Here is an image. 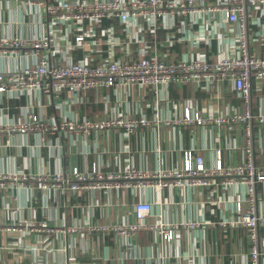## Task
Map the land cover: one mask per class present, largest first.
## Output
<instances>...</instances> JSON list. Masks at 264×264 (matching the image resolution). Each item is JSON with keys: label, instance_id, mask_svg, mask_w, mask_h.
Here are the masks:
<instances>
[{"label": "crops", "instance_id": "obj_1", "mask_svg": "<svg viewBox=\"0 0 264 264\" xmlns=\"http://www.w3.org/2000/svg\"><path fill=\"white\" fill-rule=\"evenodd\" d=\"M55 0H0V40L49 38L45 50L53 63L93 58L131 60L156 55L161 60L204 59L215 62L236 53L237 28L221 12L187 17L167 16L156 34L135 20L127 25L104 20L101 26L85 24L84 49L75 40L79 32L54 24L46 5ZM212 0H207L211 5ZM248 13L250 50L264 56V6ZM112 27V33L104 32ZM173 37V38H172ZM33 49L0 50V71L20 70L37 64ZM243 102L231 84L222 97L206 83L172 84L163 88L157 102L148 89L134 85L117 88L64 91L44 89L22 94L0 93V125L21 122L30 114L46 120L90 118H145L148 126L128 135L124 129L77 136L55 134H0V174L68 176L74 168L90 170L96 164L104 173H122L130 167L156 173L182 169L186 151L204 158L207 166L222 152L225 166L244 159L246 136L240 127L167 126L166 119L182 116L186 108L203 114H229L242 110ZM253 111L264 114V88L253 92ZM157 113L161 121L155 124ZM254 159L264 168V125L253 124ZM214 178L209 187L168 185L112 190L41 188L37 183L9 182L0 188V263L16 264H250L248 231L235 227L236 204L248 209L247 185L223 184ZM257 212L264 216V183L256 187ZM149 203L152 213L143 225L174 228L172 240L158 229L120 236L95 231L101 226L137 222L135 206ZM189 223L199 224L191 228ZM225 223V224H224ZM47 224L46 228L41 225ZM176 226V227H175ZM12 227L16 229L13 230ZM264 237V228H260ZM264 264V254L261 256Z\"/></svg>", "mask_w": 264, "mask_h": 264}, {"label": "built area", "instance_id": "obj_2", "mask_svg": "<svg viewBox=\"0 0 264 264\" xmlns=\"http://www.w3.org/2000/svg\"><path fill=\"white\" fill-rule=\"evenodd\" d=\"M46 5L48 16L52 23L66 25L79 32L75 40L77 46L84 49L88 35L94 31L85 32V24L101 26L104 20H115L124 25L140 20L141 25L147 27L150 33L156 34L161 29V22L167 16L187 17L196 20L200 14L221 12L229 24L237 28L236 54L232 57H222L215 62L204 59L161 60L158 56L145 55L131 60L111 58L95 62L93 58L70 62L61 65L53 63L45 50L50 48L49 38L42 39H9L0 40V50L8 48L33 49L39 52L37 64L26 66L20 70L0 71V93L22 94L27 91L44 89L52 93L61 94L64 91L80 93L81 91L117 88L119 91L134 85L150 90L159 102L163 88L172 84L206 83L222 97L224 84H231L242 100V110L229 114H203L191 112L186 108L182 116L166 119L167 126H207L229 130L240 127L244 130L246 144L244 159L236 166H225L222 161L221 150L217 151V162L214 166H207L200 155L186 151L183 157L182 169L160 170L156 173L130 167L122 173H104L95 164L90 170L74 168L65 176L57 173L53 176L35 174H0V188L9 182L37 183L41 188H67L72 191L83 189L114 190L141 186H157L161 189L168 185L209 187L214 178H223V184L232 185L240 182L247 185L248 209H243L242 201L236 204L239 217L232 222L235 227H243L248 231L250 241V264H262L264 254V237L260 236V228H264V216L257 212L256 187L264 183V168H258L254 159L253 124L264 125V114L253 111V92L264 88V56H257L250 50L248 32V13L252 6H264V0H55ZM112 27L104 32L112 33ZM173 38V37H172ZM161 121L157 113L155 124ZM145 118H125L123 115L92 120L82 119H50L46 120L37 114H30L21 122L0 125V134H55L69 133L77 136H91L93 133L109 132L124 129L131 135L138 127L148 126ZM137 222L101 226L93 228L95 231L113 232L120 236L135 234L144 229H158L166 240L174 237V228L164 224L143 225L152 213L149 203H138L135 208ZM225 224V223H224ZM199 224L189 223L191 228ZM46 228L47 224L41 225ZM176 227V226H175ZM15 230V227H12ZM1 264V263H0ZM16 264H26L17 262ZM31 264H45L34 262Z\"/></svg>", "mask_w": 264, "mask_h": 264}]
</instances>
